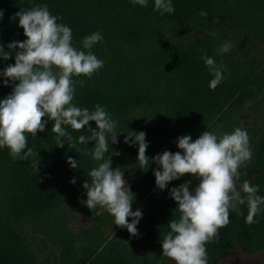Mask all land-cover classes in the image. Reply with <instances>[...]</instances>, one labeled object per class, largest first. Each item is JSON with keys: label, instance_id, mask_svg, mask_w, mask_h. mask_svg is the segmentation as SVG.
<instances>
[{"label": "trees", "instance_id": "1", "mask_svg": "<svg viewBox=\"0 0 264 264\" xmlns=\"http://www.w3.org/2000/svg\"><path fill=\"white\" fill-rule=\"evenodd\" d=\"M45 4L50 13L58 17L57 23L72 29V44L78 50L87 51L82 47L86 36L100 32L103 37L91 51L104 61V67L91 79L73 77V104L90 111L99 104L118 122L119 143L110 145L107 155L112 159L113 168L130 169L135 182L132 210L142 211L137 241L122 240V246L137 255L127 258L115 254L121 251L118 242L112 240L99 253L101 259L90 264H171L162 255L161 246V240L170 231L169 221L179 217L178 205L170 198L169 189L186 181L196 186L197 180L186 174L170 182L162 191L163 196L158 195L138 206L137 200L144 199L153 185L148 178L157 165L151 158L165 150L182 151L176 144L180 136L190 135L194 141L206 130L215 133L218 124H223V130L218 129L221 133L241 128L238 114L258 96L264 100V70H260L254 60L244 59L235 46L244 38L250 47L264 44V0H172L175 12L164 15L153 10L154 0H148L147 7L133 4L132 0H0L4 13L0 20V44L5 51L12 41L26 39L15 13ZM201 11H206L207 17H201ZM221 15H224L223 20ZM196 34L203 36L198 39ZM225 41L232 43L229 53L237 60L224 68L223 81L211 90L209 83L214 77L201 57L206 54L218 64L225 55L218 49ZM14 63V56L6 61L0 58V70ZM3 80L0 76V100L13 90L12 83L5 86ZM150 119L155 121L156 128L145 132L149 167L141 169L137 161L138 145L129 146L123 140L127 126ZM53 123L49 121L45 131L37 133L35 138L28 135V147L38 152V156L29 161L13 160L7 147L0 148V169L5 177L4 189L0 190V264H65L62 256L55 262H40L38 252L30 247L34 237L29 228L25 229L30 221L44 220L48 226L55 223L60 231V209L65 203L75 210L88 212L96 222H107L100 228L115 225L109 213L98 208L89 210L84 204L87 196L83 183L86 180L91 183L88 173L99 163L91 156L95 142L69 149L65 141L63 148L57 147L51 131ZM90 125L96 128L94 121ZM66 131L74 140L80 135H90L86 130L77 132L70 126H66ZM259 135L258 139H252L253 157L241 167L237 188L247 180L259 186L258 195L262 196L264 130ZM79 149H88L89 155H83ZM113 150L120 155H112ZM68 157L78 162V169L71 168ZM32 159L40 160L37 174H32ZM249 168L258 174H251ZM73 178L75 184L70 182ZM239 209L243 215L230 210V223L219 230L218 239L206 244L208 264H223L233 246L248 250L264 229L263 209L253 224L246 223L247 204L239 205ZM97 212L102 214L97 215ZM84 238L83 234L74 235L73 242L81 243ZM141 244L142 249H139Z\"/></svg>", "mask_w": 264, "mask_h": 264}, {"label": "clouds", "instance_id": "2", "mask_svg": "<svg viewBox=\"0 0 264 264\" xmlns=\"http://www.w3.org/2000/svg\"><path fill=\"white\" fill-rule=\"evenodd\" d=\"M132 3L148 6V0H132ZM153 10L161 15L175 12L172 0H154ZM3 15L0 9V20ZM199 15L207 17L208 13L201 11ZM15 17H18L26 39L12 41L7 45L8 51L0 44V58L6 61L14 56L15 59L14 65L0 70L3 84L8 86L11 82L13 85L11 94L0 100V148L7 147L13 160L29 161L38 156V152L28 147V135L37 137V133L45 131L49 121L54 122L51 131L55 134L57 147L63 148L67 141L69 149H76L77 144L88 145L94 141L91 156L99 163L88 173L91 183L88 180L83 183L87 196L84 204L89 210L106 211L117 227L138 237L137 225L142 219V211L132 210L134 194L124 170L113 168L112 159L107 155L110 145L119 143L118 122L99 104L93 111L73 104V77L91 79L104 67V61L91 51L103 39L101 33L86 36L82 47L87 51H83L73 46L72 29L57 23L58 17L50 13L46 4L30 10L21 9ZM210 35L215 36V33ZM232 47L230 41H225L218 52L228 53ZM201 59L214 77L209 88L215 90L224 79V66L206 54ZM91 121L95 122V129L91 127ZM66 126L77 132L86 130L90 135H80L74 140ZM123 143L138 145L139 168L148 169L146 133L130 131ZM176 144L182 151L165 150L151 158L157 165L153 170L157 189L165 190L170 182L186 174L199 183L192 186L191 181H186L169 189L170 198L178 205L179 217L168 223L170 231L161 240L162 255L174 264H208L206 244L218 239L219 230L230 223V210L243 215L239 205L247 204L246 223L253 224L264 206V196L258 195L259 186L245 180L237 188L241 167L253 157L250 138L246 130L237 127L233 132L219 136L206 130L194 141L190 135H183L177 138ZM78 151L89 155L88 149ZM112 155L119 156L120 152L113 150ZM68 163L74 170L79 167L71 157H68ZM39 164L40 160H31L32 174L39 173ZM70 182L75 184V178Z\"/></svg>", "mask_w": 264, "mask_h": 264}, {"label": "rangeland", "instance_id": "3", "mask_svg": "<svg viewBox=\"0 0 264 264\" xmlns=\"http://www.w3.org/2000/svg\"><path fill=\"white\" fill-rule=\"evenodd\" d=\"M220 18L223 20L224 15H221ZM195 36L199 39L203 35L196 34ZM246 40L244 38L239 44H235L237 51L244 55V59L254 60L258 68L264 70V44L259 47H250V45L246 44ZM235 59L236 57L228 52L222 55L218 64H222L224 68H228L230 63L234 62ZM238 119L240 120L241 129L248 132L251 146L252 139H258L260 137L259 134L264 130V100L261 99V96L249 102L246 110L238 114ZM155 124L153 119L135 122L131 126H127L125 132L154 130L156 128ZM222 126L223 124H218L217 127L223 130ZM218 129H216L215 134L219 136L221 132ZM122 169L131 191H134L135 182L130 169L128 167H123ZM249 172L253 175L258 174V171L251 168H249ZM148 180L152 181L153 185L144 196V199L140 198L137 200L138 206L145 204L147 200L153 199L158 195L163 196L164 192L162 193L161 190L157 189L155 181L153 182L155 180L154 174ZM4 182L5 177L0 169V190L4 189ZM144 183L146 184L145 181ZM198 183L199 181H197ZM148 185L151 184L148 182ZM143 193L145 194V192ZM262 209L264 211V206H262ZM96 210L94 209V211ZM60 218V231L55 223L51 224L50 227L44 220L38 222L30 221L31 224L26 225L25 229L29 228L30 234L34 237L30 247L38 252L40 262L49 260L55 262L57 258H61L62 256L65 264H90L93 261L96 262L101 259L99 253L103 252L112 240L118 242V250L121 251L115 254H120L127 258H130L129 255H137L129 248L122 246V240L129 242L137 241L136 237L131 236L127 229H121L116 225L107 228L106 225H103L100 228L102 224L107 222L103 220L96 222L94 217L88 212L75 210L66 203L61 206ZM129 222L131 221L129 220ZM59 232H61V235H59ZM78 234H83L86 238L82 239L83 242L74 244L73 237ZM28 238H31L30 235H28ZM139 249H142V244ZM139 255L143 258L140 253ZM143 259L145 260V258ZM169 261L171 264H174L173 261ZM223 262V264H264V229L253 239L248 250L241 246H233Z\"/></svg>", "mask_w": 264, "mask_h": 264}]
</instances>
